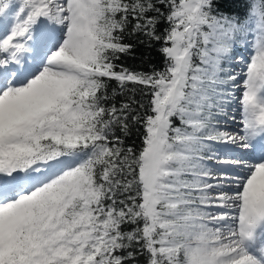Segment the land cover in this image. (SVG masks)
<instances>
[{
    "label": "snow or ice",
    "instance_id": "1",
    "mask_svg": "<svg viewBox=\"0 0 264 264\" xmlns=\"http://www.w3.org/2000/svg\"><path fill=\"white\" fill-rule=\"evenodd\" d=\"M237 2L0 0V264H264V0ZM126 35L163 69L118 65Z\"/></svg>",
    "mask_w": 264,
    "mask_h": 264
},
{
    "label": "trees",
    "instance_id": "2",
    "mask_svg": "<svg viewBox=\"0 0 264 264\" xmlns=\"http://www.w3.org/2000/svg\"><path fill=\"white\" fill-rule=\"evenodd\" d=\"M224 11L235 12L241 11L242 5H240L237 0H225L222 5ZM165 27L164 24L159 26L162 30ZM144 37L128 36L125 37V42L132 43L134 45L133 52L130 55H122L117 61L118 65H123L125 68L133 69L136 71H152L153 69L161 70L164 67V57L160 52V44L153 41L151 46L147 43H140ZM112 88L116 87L115 82L111 84ZM143 129L134 130L131 137H129L125 143L133 144L137 147L140 145V133ZM139 264H145L144 258H139Z\"/></svg>",
    "mask_w": 264,
    "mask_h": 264
},
{
    "label": "rangeland",
    "instance_id": "3",
    "mask_svg": "<svg viewBox=\"0 0 264 264\" xmlns=\"http://www.w3.org/2000/svg\"><path fill=\"white\" fill-rule=\"evenodd\" d=\"M239 51H242V52H239ZM238 54L243 55L245 57V59L247 60V58L249 57V54H250V50L247 48L239 49ZM241 67H243V65H241ZM234 106H235V104H233V112H234ZM227 128L229 130H239L238 121H236V122L229 121L227 124Z\"/></svg>",
    "mask_w": 264,
    "mask_h": 264
},
{
    "label": "bare ground",
    "instance_id": "4",
    "mask_svg": "<svg viewBox=\"0 0 264 264\" xmlns=\"http://www.w3.org/2000/svg\"><path fill=\"white\" fill-rule=\"evenodd\" d=\"M235 110H236V105L234 106V112H235ZM237 115H238V113H237Z\"/></svg>",
    "mask_w": 264,
    "mask_h": 264
}]
</instances>
